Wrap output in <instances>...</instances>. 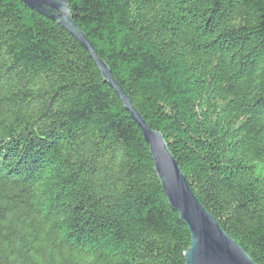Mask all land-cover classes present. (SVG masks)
<instances>
[{
	"label": "trees",
	"instance_id": "trees-1",
	"mask_svg": "<svg viewBox=\"0 0 264 264\" xmlns=\"http://www.w3.org/2000/svg\"><path fill=\"white\" fill-rule=\"evenodd\" d=\"M196 196L264 264V0H68ZM191 235L90 53L0 0V264H186Z\"/></svg>",
	"mask_w": 264,
	"mask_h": 264
},
{
	"label": "water",
	"instance_id": "water-1",
	"mask_svg": "<svg viewBox=\"0 0 264 264\" xmlns=\"http://www.w3.org/2000/svg\"><path fill=\"white\" fill-rule=\"evenodd\" d=\"M27 7L58 22L90 53L104 81L120 97L125 109L142 131L150 147L154 169L170 206L179 213L191 235L186 264H257L250 254L222 228L196 196L162 132L154 129L133 106L115 80L112 70L98 56L82 28L76 23L68 0H21Z\"/></svg>",
	"mask_w": 264,
	"mask_h": 264
}]
</instances>
